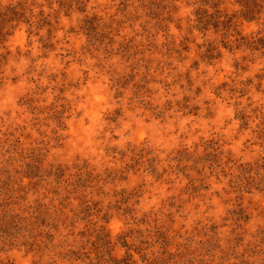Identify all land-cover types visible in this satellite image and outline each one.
I'll use <instances>...</instances> for the list:
<instances>
[{"label":"rangeland","instance_id":"374dc122","mask_svg":"<svg viewBox=\"0 0 264 264\" xmlns=\"http://www.w3.org/2000/svg\"><path fill=\"white\" fill-rule=\"evenodd\" d=\"M10 7L0 261L264 264V0Z\"/></svg>","mask_w":264,"mask_h":264},{"label":"trees","instance_id":"16d2710c","mask_svg":"<svg viewBox=\"0 0 264 264\" xmlns=\"http://www.w3.org/2000/svg\"><path fill=\"white\" fill-rule=\"evenodd\" d=\"M5 10V9H4ZM4 10H0V15H2L3 17H4V20H6L7 19V17H8V15H7V13H10V14H12V15H15L16 13H15V10H17V8H15V7H10V8H6V10H5V14H4ZM8 11V12H7ZM18 11V10H17ZM1 12H3V13H1ZM5 36H6V34H5V32L2 30V28L0 29V37L2 38V39H5ZM1 62V61H0ZM0 264H3V262H1L0 261Z\"/></svg>","mask_w":264,"mask_h":264}]
</instances>
